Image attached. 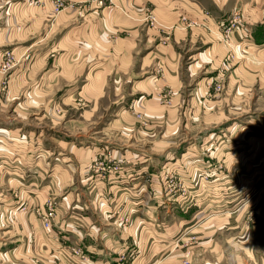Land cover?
<instances>
[{
    "label": "crops",
    "instance_id": "0c3cea01",
    "mask_svg": "<svg viewBox=\"0 0 264 264\" xmlns=\"http://www.w3.org/2000/svg\"><path fill=\"white\" fill-rule=\"evenodd\" d=\"M115 2L111 7L104 6V17L96 23L103 27L102 34L96 39L89 37L88 41L96 40L91 44L95 46L88 44V50L81 46L79 53L60 58L65 68L50 70L48 83L34 88L40 96H50L53 86L58 90L56 84L62 80L64 85H72L71 90L95 99L94 112L103 100H110L108 108H116L111 111L112 118L106 119L110 126L83 134L88 141L79 150L84 161L78 175L88 181V189L81 195L70 193L60 202L68 204L61 206L68 214L58 211L68 216L64 237L93 256L90 264H118L125 253L129 261L138 248V258L146 262L149 241L156 244L153 254L162 253L175 242L179 245L181 236L187 233L181 228L189 220L179 219L182 227L176 230L138 229L137 197L135 192L132 194L136 170L93 178L87 163L107 148L118 154L115 140L138 139L141 133H147L142 122L150 126L164 124L166 128L176 124L178 118H183L178 108L185 106V121L209 124L183 137L208 141L209 154L224 157L225 177L229 176L225 178V209L214 216H225L222 227L234 233L235 239L230 241L240 250L242 262L264 264V0ZM149 14L157 18L156 24L147 22ZM234 16H238L239 23L230 32L223 31L221 21ZM35 68L40 71L41 63ZM38 73L33 76L36 78ZM190 110L194 115L188 114ZM105 128L110 129L107 137L96 135ZM167 133L168 129L162 138ZM203 147H199V153ZM73 184V178H69L68 185ZM79 207L80 213L75 210ZM250 217L254 225L249 224ZM207 227L199 230L197 236L202 242L195 251L208 256L205 264H217L216 257L211 260L217 240ZM78 233L82 237L77 238ZM151 235H155L153 240ZM238 236L240 241L236 240ZM56 244L61 248L60 243ZM157 245L159 248H155ZM65 264L76 262L66 260Z\"/></svg>",
    "mask_w": 264,
    "mask_h": 264
},
{
    "label": "rangeland",
    "instance_id": "374dc122",
    "mask_svg": "<svg viewBox=\"0 0 264 264\" xmlns=\"http://www.w3.org/2000/svg\"><path fill=\"white\" fill-rule=\"evenodd\" d=\"M114 2L0 0V264H65L73 259L76 264H90L93 261V256L81 246L70 244V239L64 237L68 217L64 214L68 213L61 206L68 204L60 202L70 193L87 192L88 181L78 175L84 161L79 150L88 141L83 134L103 125L110 126L106 119L112 118L111 111L116 108H108L110 100H103L94 112L96 100L71 90L72 85H64L62 80L56 84L58 90L53 86L50 96H40L34 88L48 83L50 70L65 68L58 61L60 58L79 53L81 46L88 50L87 45L96 42L88 41L89 37L96 39L102 34L103 27L96 23L104 17V6L111 7ZM151 14L146 20L153 25L157 18ZM89 50L94 49L89 47ZM38 63L42 66L40 71L35 68ZM34 72H40L37 79ZM185 109V106L178 108L177 113L183 118H178L176 124L170 123L169 128L142 122L147 133H141L138 139L121 137L115 140L118 154L107 148L87 163V171L93 178L98 174L103 177L136 170L137 182L132 194L135 192L137 197L138 229L176 230L181 226L179 219L189 220L181 228L187 233L181 236L179 245L175 242L163 248L162 253L153 254L152 247L156 244L149 241L146 262L138 258L141 254L138 248L137 255L131 254L129 261L127 253L121 254L118 264L208 263V256L195 251L201 246L197 234L207 226L217 240L211 260L213 256L217 264H246L240 250L230 241L235 239L234 233L222 227L225 216H214L225 209V178L229 176L225 177L224 157L209 154L208 141L183 137L209 124L185 121ZM188 114L194 115L192 110ZM167 129V136L162 138ZM104 130L96 135L106 136L110 129ZM199 147L204 148L200 153ZM214 166L217 169H212ZM69 178L74 180L72 186L68 185ZM75 210L81 212L80 207ZM58 211L64 214L59 215ZM249 224L254 225L252 217ZM78 236L82 237L80 233ZM236 240L240 241V237ZM137 243L140 244L139 240Z\"/></svg>",
    "mask_w": 264,
    "mask_h": 264
},
{
    "label": "built area",
    "instance_id": "2783aa9c",
    "mask_svg": "<svg viewBox=\"0 0 264 264\" xmlns=\"http://www.w3.org/2000/svg\"><path fill=\"white\" fill-rule=\"evenodd\" d=\"M239 23L238 16H234L233 19H225L221 21L222 28L226 30V32H230L236 24ZM220 88V85H217V89Z\"/></svg>",
    "mask_w": 264,
    "mask_h": 264
}]
</instances>
